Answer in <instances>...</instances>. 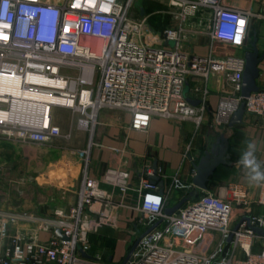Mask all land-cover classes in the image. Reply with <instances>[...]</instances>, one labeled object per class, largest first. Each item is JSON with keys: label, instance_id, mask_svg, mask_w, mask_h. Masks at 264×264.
<instances>
[{"label": "built area", "instance_id": "1", "mask_svg": "<svg viewBox=\"0 0 264 264\" xmlns=\"http://www.w3.org/2000/svg\"><path fill=\"white\" fill-rule=\"evenodd\" d=\"M135 1L0 0V136L52 142L62 136L52 123L57 107L79 114L78 127L91 134L105 109L129 113L136 131H147L153 116L191 122L199 130L209 109L212 73L225 74L232 86L214 111L217 124L228 126L241 104L245 114L264 118L263 88L241 97L244 55L201 57L189 51L185 39V23L203 13L209 16L201 15L199 26L205 33L209 23L211 46L240 45L248 35L250 11L226 7L224 0H167L178 24L159 30L150 14L135 9ZM191 79L202 82L189 88ZM192 152L190 141L184 160L195 161ZM194 188L160 167L155 172L148 166L135 180L125 167H109L100 177L86 173L76 204L57 209L39 225L50 239L14 234L0 264H97L102 257L91 255L89 237L104 227L117 228L123 211L140 214L136 226L145 228L138 230L125 264H264V184L255 199L238 183L229 184L222 196L200 189L191 194ZM179 192L173 206L185 203L167 215ZM17 219L12 216L1 226V237H7L8 222Z\"/></svg>", "mask_w": 264, "mask_h": 264}, {"label": "crops", "instance_id": "2", "mask_svg": "<svg viewBox=\"0 0 264 264\" xmlns=\"http://www.w3.org/2000/svg\"><path fill=\"white\" fill-rule=\"evenodd\" d=\"M223 4L252 13L245 42L240 45L215 43L211 46L207 34L209 23L204 27L205 33H201L203 28L199 26L200 16L207 18L209 14L199 13L185 23L188 29L185 39L188 41L189 51L201 57L212 56L219 60L229 55L240 56L250 49L256 35L257 47L263 56L257 82L264 89V0H224ZM189 27L195 32H191ZM201 82L200 79H191L188 87ZM207 82L209 109L205 123L199 130L191 122L181 123L153 116L147 131H136L130 128L129 113L105 109L99 112L97 125L91 134L78 127L79 115L73 110L70 120L67 119V123L62 122L60 118L66 112L57 110L65 108L57 107L58 109L54 108L52 111V123L66 132L62 131V136L52 142L22 143L0 136V228L12 216L18 217L15 222H8L7 237L0 236V255L9 237L14 234L26 239L48 241L51 234L40 231L39 225L42 221L51 220L57 209H66L76 204L77 190L86 173L90 177H100L109 167H125L131 171L135 180L148 166L154 169L156 161L157 166L168 175L178 173L185 183L193 184L195 164L207 150L205 145L194 146L196 136L203 138L207 135V130L206 133L204 131L205 125L210 118H214L213 114L220 99L232 90L225 74L212 73ZM225 133L229 139L228 153L232 164L220 167L229 168L231 171L218 185H213L211 178L208 191L222 196L229 192V184L238 183L244 187L251 199H255L259 185L248 182L246 170L239 164V160L247 145L253 143L256 146V160L264 167V118L256 119L245 114L243 124L234 128L226 126ZM190 141L195 161L184 160L183 154ZM198 190L194 188L190 193L199 194ZM181 195V192L174 195V204ZM171 205L173 206L172 202ZM127 212L130 211L121 213L119 221H125ZM138 230L142 228L137 227L135 233L139 234ZM114 253L111 252L106 258L109 264L117 263Z\"/></svg>", "mask_w": 264, "mask_h": 264}, {"label": "rangeland", "instance_id": "3", "mask_svg": "<svg viewBox=\"0 0 264 264\" xmlns=\"http://www.w3.org/2000/svg\"><path fill=\"white\" fill-rule=\"evenodd\" d=\"M168 4L169 3L167 0H136L134 2L136 10L142 8L147 14L151 15L150 22L159 30H162L166 27H176L178 24V20L175 18V16L170 14V12L168 11ZM92 43L95 46L98 45V41H92ZM57 111H63V113L66 112V115H63L62 118H60L62 122L67 123V119L68 121L70 120L72 111L71 109L65 108L63 110ZM57 114L56 116H58ZM80 118L81 116L79 115V119ZM208 121L209 122H207L204 127L205 133L207 130V135H205L203 138L201 136H196L194 146L195 144L197 145V147L200 144L205 145L207 147V150L209 151L211 149L210 145H214L217 138H219L221 135H225L227 137V135L225 133V125L217 124L212 118H210ZM230 171L231 170L229 168L220 167V170L216 172V175L214 173V175L212 176L211 182L213 183V185H218L221 182L222 178H226L230 174ZM174 200H172V204H174ZM128 213L129 215H127ZM139 218L140 214L127 212L125 221H119V225L117 228L104 227L90 235L89 242L93 250V252H90L91 255L94 256L98 254L102 257V260H100V262H98L97 264H107L108 262L106 261V258L107 255L110 254V252H115L114 254H116L117 260L116 264L123 263L131 248L133 247L136 238L140 236V234L135 233L137 228L136 224L138 223L137 219ZM144 231L145 228L142 227L141 232Z\"/></svg>", "mask_w": 264, "mask_h": 264}, {"label": "water", "instance_id": "4", "mask_svg": "<svg viewBox=\"0 0 264 264\" xmlns=\"http://www.w3.org/2000/svg\"><path fill=\"white\" fill-rule=\"evenodd\" d=\"M245 59V69L243 72L242 78V89H241V97L246 99L250 97V95L254 92L260 90V86L258 85V78L260 75L259 64L261 63L263 56L260 55V52L257 47V37L256 35L253 38L250 49L244 54ZM194 104H198L199 101H193ZM245 115L244 104H241L238 110L231 116L228 122L229 128H234L238 125L243 124V118ZM229 149V139L225 135H221L217 138L216 143L211 147L208 151H205L203 156L200 158L198 163L195 164V175L192 179L193 185L203 191L208 190V183L210 179L216 172V170L220 166L231 165L232 163L229 161L230 155L228 153ZM157 162L154 164V171L157 170ZM157 177H153V180H157ZM162 185V182L160 183ZM185 200L178 202L176 205L169 207L166 209L167 215H172L175 213L183 204ZM55 234L65 239V237L61 234V231L57 229ZM230 241V239H229ZM137 241L134 243L131 248L129 254L122 264H125L127 258L131 254L132 250L135 248Z\"/></svg>", "mask_w": 264, "mask_h": 264}, {"label": "clouds", "instance_id": "5", "mask_svg": "<svg viewBox=\"0 0 264 264\" xmlns=\"http://www.w3.org/2000/svg\"><path fill=\"white\" fill-rule=\"evenodd\" d=\"M256 146L253 143L247 145L241 154L239 164L246 170V176L250 184H264V167L256 160Z\"/></svg>", "mask_w": 264, "mask_h": 264}, {"label": "bare ground", "instance_id": "6", "mask_svg": "<svg viewBox=\"0 0 264 264\" xmlns=\"http://www.w3.org/2000/svg\"><path fill=\"white\" fill-rule=\"evenodd\" d=\"M8 91H13L11 88H7ZM39 99L41 100H47V101H51V102H64V100L60 97H47V96H43V95H40V96H37Z\"/></svg>", "mask_w": 264, "mask_h": 264}, {"label": "trees", "instance_id": "7", "mask_svg": "<svg viewBox=\"0 0 264 264\" xmlns=\"http://www.w3.org/2000/svg\"><path fill=\"white\" fill-rule=\"evenodd\" d=\"M95 243H96V242H95ZM95 243H94V244H95ZM91 251L93 252L92 247H91ZM110 253H111V252H110ZM107 257H108V255H107Z\"/></svg>", "mask_w": 264, "mask_h": 264}]
</instances>
